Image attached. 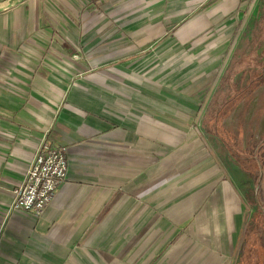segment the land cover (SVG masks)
<instances>
[{
  "label": "crops",
  "instance_id": "crops-1",
  "mask_svg": "<svg viewBox=\"0 0 264 264\" xmlns=\"http://www.w3.org/2000/svg\"><path fill=\"white\" fill-rule=\"evenodd\" d=\"M254 1L0 0V264H238L204 118ZM53 117L67 180L6 217Z\"/></svg>",
  "mask_w": 264,
  "mask_h": 264
},
{
  "label": "rangeland",
  "instance_id": "rangeland-1",
  "mask_svg": "<svg viewBox=\"0 0 264 264\" xmlns=\"http://www.w3.org/2000/svg\"><path fill=\"white\" fill-rule=\"evenodd\" d=\"M214 87L213 99L207 104L213 113L209 112L204 118L205 139L214 172L227 177L229 185L239 193L241 199L243 215L239 236H242L243 246L238 264H264V0L254 1L252 11ZM54 121L53 117L44 136L38 141L31 160L19 167L21 181L11 190L6 217L16 212L40 213L67 180V148L54 147L48 142ZM58 152L63 154L64 160L58 157L54 167L31 169L43 154H47V158ZM50 161V158L47 159V162ZM63 163L65 177L59 179L60 183L48 204L39 210L11 212L15 190L25 191L32 187L19 189L28 184V176L34 177L39 172L58 175ZM31 192L32 188L27 191L28 194Z\"/></svg>",
  "mask_w": 264,
  "mask_h": 264
},
{
  "label": "built area",
  "instance_id": "built-area-1",
  "mask_svg": "<svg viewBox=\"0 0 264 264\" xmlns=\"http://www.w3.org/2000/svg\"><path fill=\"white\" fill-rule=\"evenodd\" d=\"M46 153V152H45ZM47 154H43L39 160L36 161V165L34 168H31L33 170H40L43 168H52L54 167V164L56 163V160L58 157L63 158L64 156L61 152L55 153L52 156L50 155L49 157L46 158ZM51 159L50 162H47V159ZM66 160V159H65ZM65 165L63 163L62 168L58 171V175L54 174H49V173H35L34 177L28 176V184L25 187H21L19 189H27L28 186H32L29 189L32 188V192L30 194L27 193L28 190H18L16 189L15 191V202L10 206L11 212L13 211H20V212H25L31 209L34 210H39L43 208L52 196L54 195L57 184L60 183L58 182L59 179L65 177ZM43 175V176H40ZM36 177V178H35ZM27 198V199H26Z\"/></svg>",
  "mask_w": 264,
  "mask_h": 264
}]
</instances>
